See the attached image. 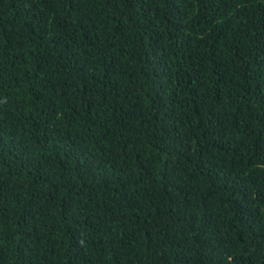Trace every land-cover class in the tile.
Wrapping results in <instances>:
<instances>
[{
    "label": "trees",
    "instance_id": "1",
    "mask_svg": "<svg viewBox=\"0 0 264 264\" xmlns=\"http://www.w3.org/2000/svg\"><path fill=\"white\" fill-rule=\"evenodd\" d=\"M0 264H264V0H0Z\"/></svg>",
    "mask_w": 264,
    "mask_h": 264
}]
</instances>
